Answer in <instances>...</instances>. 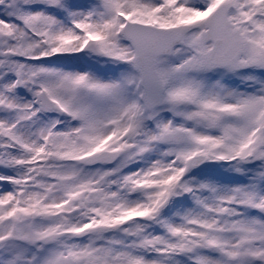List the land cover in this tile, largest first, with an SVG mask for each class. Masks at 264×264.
Segmentation results:
<instances>
[{
	"label": "snow or ice",
	"instance_id": "obj_1",
	"mask_svg": "<svg viewBox=\"0 0 264 264\" xmlns=\"http://www.w3.org/2000/svg\"><path fill=\"white\" fill-rule=\"evenodd\" d=\"M0 264H264V0H0Z\"/></svg>",
	"mask_w": 264,
	"mask_h": 264
}]
</instances>
